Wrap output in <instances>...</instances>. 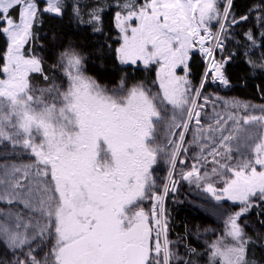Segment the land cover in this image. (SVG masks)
<instances>
[{
	"label": "snow or ice",
	"instance_id": "6c2138e0",
	"mask_svg": "<svg viewBox=\"0 0 264 264\" xmlns=\"http://www.w3.org/2000/svg\"><path fill=\"white\" fill-rule=\"evenodd\" d=\"M233 4L117 0L113 38L104 33L110 6L103 0H0V35L6 38L0 53V203L7 205L0 207V264H196V248L182 237L181 256L169 239L165 206L177 191L174 174L188 152L185 134L193 120L198 127L189 143L199 148L197 164L180 178L210 194L215 203L202 210L223 223L207 246L208 264H264L255 251L264 252V232L249 235L241 223L252 209L264 216V105L225 100L230 111L201 125L209 103L203 89L209 77L229 85L225 65L235 53L223 56L226 41L254 12L264 47V0L240 16ZM45 13L68 14L105 38L85 53L74 39L53 33L55 62L46 68L44 56L25 47L38 38L33 28ZM243 36L250 42L245 62L264 72V52L259 63L249 56L256 31ZM196 51L205 64L198 86L190 78ZM93 55L101 62L114 57L120 65L139 61L149 70L155 65L157 90L144 81L130 84L126 75L113 87L100 83L87 73ZM34 74L41 85L32 82ZM256 108L260 115L249 114ZM162 126L167 134L160 144ZM19 156L28 162H12ZM209 157L210 171L204 170ZM161 160L168 165L162 186L154 176ZM226 200L238 202L239 210L224 208ZM257 223L264 227V219Z\"/></svg>",
	"mask_w": 264,
	"mask_h": 264
},
{
	"label": "trees",
	"instance_id": "16d2710c",
	"mask_svg": "<svg viewBox=\"0 0 264 264\" xmlns=\"http://www.w3.org/2000/svg\"><path fill=\"white\" fill-rule=\"evenodd\" d=\"M122 2V0H121ZM106 6L104 13V33L105 36L116 38L118 32L114 26V16L117 11V0H103ZM261 0H234L233 10L237 16L244 15L247 9L254 5L260 4ZM256 15L253 13L249 21L241 24L239 27H234L230 33V39L226 41V52L223 56H227L229 52H234L232 60L225 65V75L232 85L231 89L242 94L254 96L256 94L264 95V72L259 69L251 68L245 60L244 56L246 46L250 43L243 36V33L248 29L256 31L257 47L249 52V56L259 63V56L264 52V47H260L262 38L259 36V27L256 22ZM16 14L13 13V18ZM43 23L34 25L33 32L38 37L34 39L30 45L34 52L44 56L47 68L55 62L56 48L52 42L53 33H57L64 38H72L77 44L83 47L85 53L91 52L95 47V41H103L105 36L92 35L84 26H77L74 21L70 20L66 14L63 18L54 16L53 14L45 13L42 17ZM108 43H113L109 40ZM118 45L113 44V47ZM6 48V38L0 35V53H3ZM2 62V61H0ZM87 73L94 76L100 83L106 84L109 87L115 86L119 81L120 76L126 75L129 83L144 81L145 84L153 76L152 69L145 67L138 68L131 65H120L114 57H108L101 62L95 55L91 56L86 61ZM193 74L191 77L198 80L203 69V60L197 53L194 54L192 60ZM147 85V84H146ZM210 88L209 82L204 90ZM184 180H178L177 191L169 193L165 206L169 212L170 231L169 239L175 242V248L181 256L185 255V249L180 243L183 237V242L196 248L199 255L194 256L196 264H208V255L206 254L207 246L223 229L222 219L216 216H208L203 207L210 206L212 201L210 194L204 193L202 189H196L195 186L184 185ZM222 206L230 211H238L239 203L232 201H222ZM258 219H264V216H257V209H252L248 214L241 218V223H247L246 232L253 235L256 231L264 232V227L257 223ZM198 226V227H197ZM186 228L191 233L186 234ZM205 229H208L205 232ZM207 242V243H206ZM257 257L264 256V252L256 249Z\"/></svg>",
	"mask_w": 264,
	"mask_h": 264
},
{
	"label": "rangeland",
	"instance_id": "374dc122",
	"mask_svg": "<svg viewBox=\"0 0 264 264\" xmlns=\"http://www.w3.org/2000/svg\"><path fill=\"white\" fill-rule=\"evenodd\" d=\"M137 2H139V0H137ZM45 5L43 3H41V7H44ZM117 11H119V8L117 7ZM116 13V12H115ZM15 19V18H14ZM118 32V29H116ZM195 53H197L199 55V57L203 60L201 54L196 51ZM216 59L219 60L221 59V55L218 54L216 56ZM127 65H131V64H127ZM133 67H138V68H142L144 67L142 62H137L136 65H131ZM152 71H153V76H151L150 80L148 82H146L148 87H151L153 91H156L158 88V85H153L152 81L155 80V71H156V66L153 65L151 66ZM205 70V64H204V60H203V69H202V74L200 76V78L196 81L194 80L193 77H190L193 81V83L198 86L201 80V77L203 75V72ZM182 75L183 73L180 72L178 70V73ZM0 78H4L2 76H0ZM32 82L36 85H41L42 84V80L37 76V75H33L32 77ZM209 84L211 85V87L206 90H204L203 95L207 96L209 99V103L204 105V108L201 110V125H203L205 128H207V126L209 124H214V120H215V113H221L222 115L225 114L227 111H230V109H225L224 107V101H231L233 99L242 101V102H248L252 105H264V95L262 94H256L254 96H250L248 94H242L240 91L236 92L234 90L231 89L232 85H224L222 84L220 81H215L212 82L211 81V77H209ZM221 98V99H217V98ZM199 103L204 104V99L203 96L200 98ZM239 115H243L244 113L241 111L238 113ZM249 114H253V115H260L261 112L259 110V108L256 109H250L249 110ZM171 115V113H169V116ZM179 119V117H178ZM167 123V118L165 121V125ZM198 126L195 124V121L193 120L192 122H190L189 124V131L185 134V147L188 148V152L185 154H182L177 162V169H176V173L174 174V178L178 181V180H182L180 178V172H186L188 171L193 164H197V156L199 154V148L196 144H191L189 142L193 141L194 139V132L195 129ZM176 131H180L179 129H177ZM159 136L157 138V142L160 144L164 143V136L167 134V130H166V126H162L159 129ZM173 139H175V137H171ZM204 155H207V153H205ZM12 162L15 163H27L28 162V158L26 156H19V157H12L11 158ZM179 160H183L184 164H180ZM211 158H208V164L206 169L204 170H209L211 169V167L213 166L211 164ZM0 163H4L3 159H0ZM198 167L200 166L199 164L197 165ZM167 169H168V165L166 163L163 162V160H161V162L156 166V172L159 173V185L162 186V182L164 181L165 177L167 176ZM185 181V180H184ZM184 185H189L188 181H185ZM191 186H195V185H191ZM222 183H220L219 181L216 182V187H222ZM171 194L173 192H170ZM0 207H7L6 204L4 203H0ZM47 249H45L46 251Z\"/></svg>",
	"mask_w": 264,
	"mask_h": 264
},
{
	"label": "flooded vegetation",
	"instance_id": "af4514ba",
	"mask_svg": "<svg viewBox=\"0 0 264 264\" xmlns=\"http://www.w3.org/2000/svg\"><path fill=\"white\" fill-rule=\"evenodd\" d=\"M154 176L156 177V179H157V184H158V183H159V180H160V179H159V173H158V172H155V173H154ZM158 185H159V184H158ZM145 207H146V208H147V207H151V205L146 203V204H145Z\"/></svg>",
	"mask_w": 264,
	"mask_h": 264
}]
</instances>
